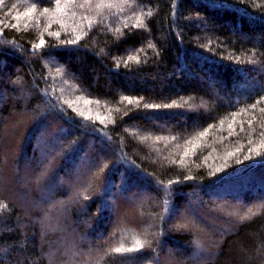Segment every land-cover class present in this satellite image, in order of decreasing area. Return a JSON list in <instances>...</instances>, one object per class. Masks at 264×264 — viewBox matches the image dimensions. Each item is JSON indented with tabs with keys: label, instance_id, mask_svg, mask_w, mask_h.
I'll return each mask as SVG.
<instances>
[{
	"label": "trees",
	"instance_id": "obj_1",
	"mask_svg": "<svg viewBox=\"0 0 264 264\" xmlns=\"http://www.w3.org/2000/svg\"><path fill=\"white\" fill-rule=\"evenodd\" d=\"M0 205V264H264V0H0Z\"/></svg>",
	"mask_w": 264,
	"mask_h": 264
},
{
	"label": "rangeland",
	"instance_id": "obj_2",
	"mask_svg": "<svg viewBox=\"0 0 264 264\" xmlns=\"http://www.w3.org/2000/svg\"><path fill=\"white\" fill-rule=\"evenodd\" d=\"M98 8H99V4H98ZM59 12L60 11L57 10L56 15H58ZM162 260L165 262L164 264H177V263H174V262L167 260V258H162Z\"/></svg>",
	"mask_w": 264,
	"mask_h": 264
},
{
	"label": "snow or ice",
	"instance_id": "obj_3",
	"mask_svg": "<svg viewBox=\"0 0 264 264\" xmlns=\"http://www.w3.org/2000/svg\"><path fill=\"white\" fill-rule=\"evenodd\" d=\"M39 46H41V45H38L37 47H39ZM0 207H3V205H0ZM117 251H119V249H117Z\"/></svg>",
	"mask_w": 264,
	"mask_h": 264
}]
</instances>
